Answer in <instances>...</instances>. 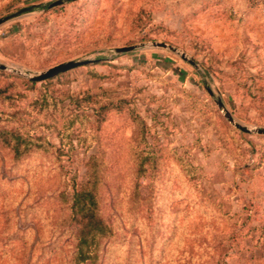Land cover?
<instances>
[{"label":"rangeland","instance_id":"1","mask_svg":"<svg viewBox=\"0 0 264 264\" xmlns=\"http://www.w3.org/2000/svg\"><path fill=\"white\" fill-rule=\"evenodd\" d=\"M32 5L0 25V128L40 141L0 145V264H264V0H0V19ZM72 61L92 63L30 84ZM89 173L110 233L77 263Z\"/></svg>","mask_w":264,"mask_h":264},{"label":"trees","instance_id":"2","mask_svg":"<svg viewBox=\"0 0 264 264\" xmlns=\"http://www.w3.org/2000/svg\"><path fill=\"white\" fill-rule=\"evenodd\" d=\"M34 85L35 82L30 81ZM0 145L7 148L18 159L31 148L40 147V141L20 129L0 128ZM139 164L137 173L142 170ZM97 183L94 173H89L86 183L74 188L71 194L69 211L70 221L76 227V259L84 263L95 258L100 239L109 235L110 229L98 215Z\"/></svg>","mask_w":264,"mask_h":264},{"label":"water","instance_id":"3","mask_svg":"<svg viewBox=\"0 0 264 264\" xmlns=\"http://www.w3.org/2000/svg\"><path fill=\"white\" fill-rule=\"evenodd\" d=\"M60 4H61V1H56V2L52 3L50 5V7L57 6V5H60ZM35 8H37V5H32L30 7L23 8V9L17 11L16 13H13V14H10V15L4 17V18H1L0 19V25L3 24L4 22L14 18V17H17V16H19L21 14L30 12V11H32ZM152 47L169 49V50H171L173 52L176 51L173 47L167 46L164 43H153ZM135 48H136V46H128V47L115 49V52L117 54H124V53L132 52ZM89 63H92V61H72V62H67V63H64V64H59L57 66H54V67L44 71L43 73H40V74H38L36 76H33V77H30V80L33 81V82L43 81V80L52 78L54 76H57L59 74H62L64 72H67V71H69V70H71L73 68H76V67H79V66H83V65L89 64ZM0 69H5V67L0 65ZM208 93H209V95H212L210 90H208ZM216 105L223 112L224 117L227 119L228 122L233 123L235 125V127H237L242 132H249L248 129H246V128H244V127H242V126H240V125H238V124H236L234 122V120L231 117V115L224 108V105H223L221 99H217ZM255 133L264 135V129H256Z\"/></svg>","mask_w":264,"mask_h":264}]
</instances>
